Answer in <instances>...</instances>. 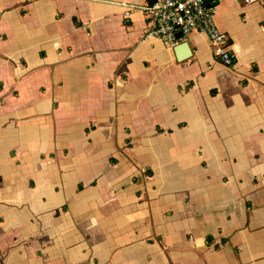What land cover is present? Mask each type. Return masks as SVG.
<instances>
[{"label": "crops", "instance_id": "crops-1", "mask_svg": "<svg viewBox=\"0 0 264 264\" xmlns=\"http://www.w3.org/2000/svg\"><path fill=\"white\" fill-rule=\"evenodd\" d=\"M149 1L0 0V264H264V0L232 67Z\"/></svg>", "mask_w": 264, "mask_h": 264}, {"label": "built area", "instance_id": "built-area-1", "mask_svg": "<svg viewBox=\"0 0 264 264\" xmlns=\"http://www.w3.org/2000/svg\"><path fill=\"white\" fill-rule=\"evenodd\" d=\"M254 3L262 0H243ZM219 0H150L140 6H128L125 18L139 10L144 15L147 28L145 39H158L165 48L172 49L192 32L207 37L214 58L225 67L234 65L229 35L215 24Z\"/></svg>", "mask_w": 264, "mask_h": 264}, {"label": "water", "instance_id": "water-1", "mask_svg": "<svg viewBox=\"0 0 264 264\" xmlns=\"http://www.w3.org/2000/svg\"><path fill=\"white\" fill-rule=\"evenodd\" d=\"M181 48H182V49H186V45L182 46Z\"/></svg>", "mask_w": 264, "mask_h": 264}]
</instances>
